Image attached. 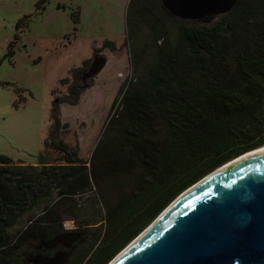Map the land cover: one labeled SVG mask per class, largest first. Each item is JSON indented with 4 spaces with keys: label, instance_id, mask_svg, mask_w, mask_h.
Returning a JSON list of instances; mask_svg holds the SVG:
<instances>
[{
    "label": "trees",
    "instance_id": "1",
    "mask_svg": "<svg viewBox=\"0 0 264 264\" xmlns=\"http://www.w3.org/2000/svg\"><path fill=\"white\" fill-rule=\"evenodd\" d=\"M163 12L161 0H130V41L143 26L165 32ZM156 48L147 68L134 65L90 169L58 134L44 143L54 156L37 166L0 158V264H109L179 195L264 145V0H238L210 25L180 22L176 39ZM106 182L117 200L103 202V222L66 229L80 194Z\"/></svg>",
    "mask_w": 264,
    "mask_h": 264
},
{
    "label": "rangeland",
    "instance_id": "2",
    "mask_svg": "<svg viewBox=\"0 0 264 264\" xmlns=\"http://www.w3.org/2000/svg\"><path fill=\"white\" fill-rule=\"evenodd\" d=\"M129 2L0 0V158L37 166L46 154V139L58 134L79 147V157L91 168L92 154L132 80L134 65L147 68L157 43L174 41L177 26L185 22L162 8L171 25L165 32H159L160 23L143 26L134 44L126 27ZM217 20L187 22L210 25ZM100 55L107 58L106 66L83 88V73ZM77 81L81 90L71 91ZM53 156L48 150L47 157ZM101 186L100 192L93 185L80 194L84 205L77 208L76 221L64 215L66 229L103 222V202L114 203L117 195L111 182ZM51 198H58L57 191ZM42 202L19 225L42 213Z\"/></svg>",
    "mask_w": 264,
    "mask_h": 264
},
{
    "label": "water",
    "instance_id": "3",
    "mask_svg": "<svg viewBox=\"0 0 264 264\" xmlns=\"http://www.w3.org/2000/svg\"><path fill=\"white\" fill-rule=\"evenodd\" d=\"M237 1L161 5L173 18L208 22ZM106 63L103 55L94 58L81 77L83 88ZM220 168L179 195L109 264H264V153Z\"/></svg>",
    "mask_w": 264,
    "mask_h": 264
},
{
    "label": "bare ground",
    "instance_id": "4",
    "mask_svg": "<svg viewBox=\"0 0 264 264\" xmlns=\"http://www.w3.org/2000/svg\"><path fill=\"white\" fill-rule=\"evenodd\" d=\"M262 153H264V145L262 147L256 149V150H253L251 152L246 153L245 155H243L242 157H239L238 159H236L234 161H231L229 164L223 166L220 169H225V168L229 167L232 164L238 163V162L243 161L245 159H249L250 157H253V156H256V155H260Z\"/></svg>",
    "mask_w": 264,
    "mask_h": 264
},
{
    "label": "flooded vegetation",
    "instance_id": "5",
    "mask_svg": "<svg viewBox=\"0 0 264 264\" xmlns=\"http://www.w3.org/2000/svg\"><path fill=\"white\" fill-rule=\"evenodd\" d=\"M81 87H82V83L80 84V82L79 81H77V82H75V85H73V87H72V89H71V91H78V90H81ZM73 96H75V95H73ZM55 141H57V142H59V143H61V144H67V145H70V143H66L65 141H63V140H61L60 138H56L55 139ZM49 151H51V152H53V150L52 149H48ZM48 150H47V152H46V150H45V146H44V152L46 153V154H48ZM46 154H44V156H46ZM42 156V155H41ZM43 156V157H44Z\"/></svg>",
    "mask_w": 264,
    "mask_h": 264
},
{
    "label": "crops",
    "instance_id": "6",
    "mask_svg": "<svg viewBox=\"0 0 264 264\" xmlns=\"http://www.w3.org/2000/svg\"><path fill=\"white\" fill-rule=\"evenodd\" d=\"M11 165H12V166H20L19 163H14V162H12ZM13 229H14V228H13Z\"/></svg>",
    "mask_w": 264,
    "mask_h": 264
}]
</instances>
